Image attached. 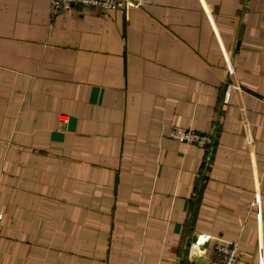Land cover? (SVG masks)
Instances as JSON below:
<instances>
[{"label":"crops","instance_id":"0c3cea01","mask_svg":"<svg viewBox=\"0 0 264 264\" xmlns=\"http://www.w3.org/2000/svg\"><path fill=\"white\" fill-rule=\"evenodd\" d=\"M0 215V264H264V0H0Z\"/></svg>","mask_w":264,"mask_h":264},{"label":"built area","instance_id":"2783aa9c","mask_svg":"<svg viewBox=\"0 0 264 264\" xmlns=\"http://www.w3.org/2000/svg\"><path fill=\"white\" fill-rule=\"evenodd\" d=\"M147 1L149 0H49V13L51 16L68 13L76 6L99 13L109 10L126 11L131 8L143 7ZM160 134L179 143L196 145L205 149L213 144L210 134L198 133L191 129L172 127L167 132L161 131ZM239 254L236 243L217 241L211 247V258L207 264H236Z\"/></svg>","mask_w":264,"mask_h":264}]
</instances>
